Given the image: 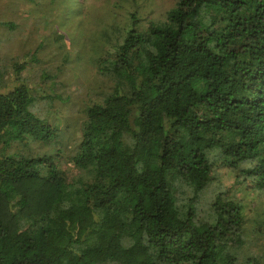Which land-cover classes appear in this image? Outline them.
<instances>
[{
	"label": "trees",
	"instance_id": "16d2710c",
	"mask_svg": "<svg viewBox=\"0 0 264 264\" xmlns=\"http://www.w3.org/2000/svg\"><path fill=\"white\" fill-rule=\"evenodd\" d=\"M132 19L93 38L116 41L97 58L116 83L69 156L88 180L31 152L59 135L33 108L54 96L0 82V264H264V215L236 194L264 196V0Z\"/></svg>",
	"mask_w": 264,
	"mask_h": 264
},
{
	"label": "rangeland",
	"instance_id": "374dc122",
	"mask_svg": "<svg viewBox=\"0 0 264 264\" xmlns=\"http://www.w3.org/2000/svg\"><path fill=\"white\" fill-rule=\"evenodd\" d=\"M176 2L0 0V21L11 20L18 24L16 29L0 24V68L4 72V76L0 75V82L6 81V89L25 82L36 96H54L52 100L38 99L33 108L58 127L59 135L44 145L32 142V153L63 149L61 166L69 179H89L84 171L70 162L69 156L79 143L85 109L101 101L116 83L111 75L100 71L97 62L99 56L107 55L106 51L112 49L116 41L93 38L102 32L118 33L116 26L134 21L132 15L145 27L152 20H165ZM16 62L25 65L20 74L14 70ZM219 180L225 186L234 183L233 174L226 169L220 171ZM236 188L234 186V190ZM236 194L246 202L249 221L258 214L264 215V196L243 189L236 190ZM249 223L252 224V220Z\"/></svg>",
	"mask_w": 264,
	"mask_h": 264
}]
</instances>
